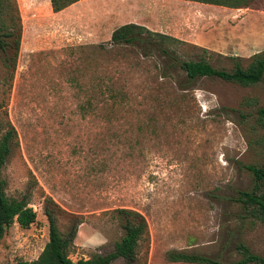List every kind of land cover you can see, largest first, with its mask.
<instances>
[{
  "label": "rangeland",
  "instance_id": "obj_1",
  "mask_svg": "<svg viewBox=\"0 0 264 264\" xmlns=\"http://www.w3.org/2000/svg\"><path fill=\"white\" fill-rule=\"evenodd\" d=\"M134 3L146 2L77 0L54 11L50 0H16L18 49H0V134L10 123L17 143L0 179L36 215L27 229H5L0 264L38 257L48 198L61 234L76 224L73 262L112 250L123 234L117 208L140 212L147 236L136 261L111 264H195L170 261V251L234 264L238 244L264 257V221L233 198L252 187L246 166L264 162V74L242 86L189 80L179 65L246 66L264 51V0L211 14L217 51L145 35L112 44L110 32L141 14Z\"/></svg>",
  "mask_w": 264,
  "mask_h": 264
},
{
  "label": "trees",
  "instance_id": "obj_2",
  "mask_svg": "<svg viewBox=\"0 0 264 264\" xmlns=\"http://www.w3.org/2000/svg\"><path fill=\"white\" fill-rule=\"evenodd\" d=\"M77 0H50L54 11H60ZM222 7L241 8L248 7L250 0H195ZM20 17L16 0H0V49L7 46L13 49L15 56L20 37ZM153 37L177 42L176 38L168 35L153 33L144 26L136 23H125L110 32L109 41L112 44L144 42V38ZM10 38V42L5 39ZM151 48V46H150ZM165 52V49H161ZM246 66L234 63L233 69L217 70L205 59L198 61H181L180 67L186 72L187 78L193 80L196 77L215 76L223 81H229L249 86L259 82L264 74V51L254 53ZM112 96V95H111ZM258 116L264 117V108L257 109ZM16 130L8 123V127L0 134V169L7 159L12 147L16 145ZM247 171L252 179L250 190H237L233 197L243 209L246 217L264 221V162L259 166L247 165ZM48 198L45 204V217L48 223L47 241L44 243L40 254L31 262L19 261L17 264H111L117 258H123L126 262L136 261L138 246L147 236L145 217L138 211L129 208H117L120 226L123 234L113 243L112 250L105 254H94L88 259H77L73 262L69 258L70 246L75 235L76 224L68 228L66 234H61L54 220V209L48 206ZM36 211L28 206L26 198H10L5 193V186L0 179V239L5 229L16 222L20 229H27L35 220ZM245 217V218H246ZM240 259L234 264H264V257L252 253L243 244H238ZM167 258L173 262H186L195 264H220L200 254L170 251Z\"/></svg>",
  "mask_w": 264,
  "mask_h": 264
},
{
  "label": "crops",
  "instance_id": "obj_3",
  "mask_svg": "<svg viewBox=\"0 0 264 264\" xmlns=\"http://www.w3.org/2000/svg\"><path fill=\"white\" fill-rule=\"evenodd\" d=\"M145 2L144 5L134 3L127 6L128 9L134 6L142 9L139 17L132 20L133 22H139L154 33L168 35L194 45H205L211 50L217 47L215 35L212 33L214 39L209 37L213 22L211 14L216 10L223 12L226 9L227 13L229 9H235L195 0H153L154 3L149 5L147 0ZM133 15H136V12Z\"/></svg>",
  "mask_w": 264,
  "mask_h": 264
}]
</instances>
